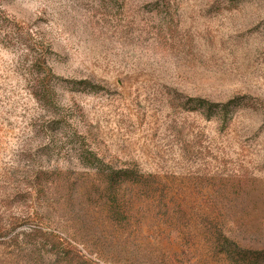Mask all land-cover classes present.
Returning a JSON list of instances; mask_svg holds the SVG:
<instances>
[{"label": "rangeland", "instance_id": "1", "mask_svg": "<svg viewBox=\"0 0 264 264\" xmlns=\"http://www.w3.org/2000/svg\"><path fill=\"white\" fill-rule=\"evenodd\" d=\"M263 252L264 0H0V264Z\"/></svg>", "mask_w": 264, "mask_h": 264}, {"label": "trees", "instance_id": "2", "mask_svg": "<svg viewBox=\"0 0 264 264\" xmlns=\"http://www.w3.org/2000/svg\"><path fill=\"white\" fill-rule=\"evenodd\" d=\"M170 8V4H166L165 7ZM165 10V9H164ZM44 82L47 83V104L53 106L54 103L57 101L56 100V92H55V87L58 84L57 77L55 76L53 69L50 67L48 61H47V75L46 78L44 79ZM236 102L231 101L227 103L226 105H216V107H221V113L226 115L229 113L231 105H234ZM241 105V104H240ZM213 107V106H211ZM84 153L86 154L85 158V165L89 167L90 169H97L98 172L106 178L105 181L108 185V188L111 190L117 185V181L119 180H126L130 181L132 183H137L136 177L130 174L129 170H124V171H118V172H106V170H103V165L100 161V159L97 157L96 154H94L90 150H85ZM51 247L54 249H59L61 256H64L65 260H69L71 263L72 261H75V259L79 260V256L76 254L74 251L73 247L71 244L68 242L65 244L61 242H57L56 240H53V244ZM264 256V252L262 253ZM62 256V257H63ZM76 262V261H75Z\"/></svg>", "mask_w": 264, "mask_h": 264}]
</instances>
